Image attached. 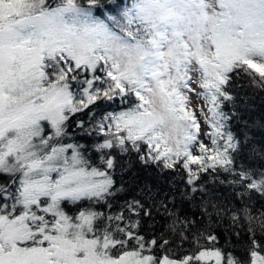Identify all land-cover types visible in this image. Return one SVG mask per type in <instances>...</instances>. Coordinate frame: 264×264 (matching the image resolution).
<instances>
[{
  "label": "snow or ice",
  "instance_id": "obj_1",
  "mask_svg": "<svg viewBox=\"0 0 264 264\" xmlns=\"http://www.w3.org/2000/svg\"><path fill=\"white\" fill-rule=\"evenodd\" d=\"M0 264H264V0H0Z\"/></svg>",
  "mask_w": 264,
  "mask_h": 264
},
{
  "label": "trees",
  "instance_id": "obj_2",
  "mask_svg": "<svg viewBox=\"0 0 264 264\" xmlns=\"http://www.w3.org/2000/svg\"><path fill=\"white\" fill-rule=\"evenodd\" d=\"M254 102L256 103V104H260V102H261V98L259 97V96H256V97H254ZM113 110H115V111H119L120 109H119V107H115V108H109V109H107L106 111H113ZM102 115H103V113H102ZM117 180L119 179V172L117 173ZM125 199V197L123 196V195H121L120 196V199L116 202V205H115V208H119V206H120V204L121 203H123V200ZM101 210H103V209H101ZM157 219L159 220L160 219V217H157ZM158 227H159V225H158ZM162 230V229H161Z\"/></svg>",
  "mask_w": 264,
  "mask_h": 264
},
{
  "label": "rangeland",
  "instance_id": "obj_3",
  "mask_svg": "<svg viewBox=\"0 0 264 264\" xmlns=\"http://www.w3.org/2000/svg\"><path fill=\"white\" fill-rule=\"evenodd\" d=\"M195 103H199V102H198V101H195V99H194V104H195ZM202 128H203V126H202ZM205 142L207 143V141H205Z\"/></svg>",
  "mask_w": 264,
  "mask_h": 264
}]
</instances>
